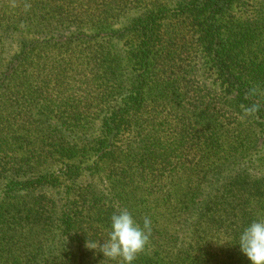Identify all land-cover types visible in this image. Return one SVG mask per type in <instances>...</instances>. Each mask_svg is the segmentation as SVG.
<instances>
[{"label": "trees", "instance_id": "obj_1", "mask_svg": "<svg viewBox=\"0 0 264 264\" xmlns=\"http://www.w3.org/2000/svg\"><path fill=\"white\" fill-rule=\"evenodd\" d=\"M237 2L0 0V264H114L87 243L121 209L134 264H250L264 3Z\"/></svg>", "mask_w": 264, "mask_h": 264}, {"label": "clouds", "instance_id": "obj_2", "mask_svg": "<svg viewBox=\"0 0 264 264\" xmlns=\"http://www.w3.org/2000/svg\"><path fill=\"white\" fill-rule=\"evenodd\" d=\"M257 106L246 107L243 116H252ZM151 235V221L144 218L143 224L138 223L127 209L114 211L109 218V228L106 238L87 243L92 250L99 249L103 259L114 264H134L142 253ZM235 245L247 258L250 264H264V219H255L239 232Z\"/></svg>", "mask_w": 264, "mask_h": 264}, {"label": "rangeland", "instance_id": "obj_3", "mask_svg": "<svg viewBox=\"0 0 264 264\" xmlns=\"http://www.w3.org/2000/svg\"><path fill=\"white\" fill-rule=\"evenodd\" d=\"M262 3H264V0H239V2L236 3L237 5H239V6H237L236 11H239V13L242 14L247 10L248 13L250 15H252V10L254 9V7L258 4H259V6H261L260 4H262ZM172 4H174V3H172ZM209 76L212 77L211 80L215 78V76H213V74L209 73Z\"/></svg>", "mask_w": 264, "mask_h": 264}]
</instances>
